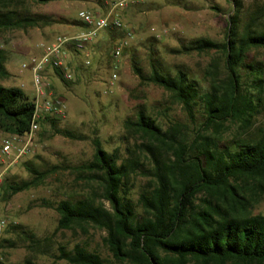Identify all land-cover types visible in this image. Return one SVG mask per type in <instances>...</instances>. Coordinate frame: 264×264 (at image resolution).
Returning <instances> with one entry per match:
<instances>
[{
    "label": "rangeland",
    "instance_id": "1",
    "mask_svg": "<svg viewBox=\"0 0 264 264\" xmlns=\"http://www.w3.org/2000/svg\"><path fill=\"white\" fill-rule=\"evenodd\" d=\"M106 1L51 0L43 3L0 0L1 11L42 23L40 27L0 31V51L6 56V75L0 78V85L21 88L30 100H34L33 75L30 70H23L22 64L41 54L39 45L54 42L57 36H73L85 30L79 12L87 7L89 11L104 13L106 9L102 6ZM235 1L131 0L127 9L119 11L123 30L99 33L84 51L79 52L73 47L66 50V62L75 71L76 80L66 82L52 71L48 77L56 96L67 106V117L58 120L55 127L42 124L32 137L30 152L18 161L13 162L14 156L0 157V173L8 183L32 180L29 168L48 173L37 186L1 201V215L8 223L0 230V261L3 264H28L29 261L33 264H70L61 259V249L71 252L75 246L116 263L104 243L107 237L104 230L93 225L58 230L60 215L55 208L61 201H76L101 192L89 174L78 173L75 168L93 160L96 138L108 152H118L122 159L127 158L128 148L142 140L127 136L124 124L128 119L135 120L140 111L155 118L164 130L172 124L183 126L182 133L187 141L194 139L204 122L202 108L198 107L196 118L190 119L180 104L172 103L163 88L144 81L136 69L148 78L151 59L158 58L172 73L184 69L198 81L202 92L209 91L210 80L204 74L205 69L212 58L221 56L215 52L178 55L174 51L199 38L224 43L228 22L238 9ZM239 1L242 6L238 10L244 22L257 7L264 6V0ZM127 33H131L132 38L121 57L115 59L114 49L126 39ZM115 66H118V78L109 90L108 81L115 72ZM248 66L262 68L260 78L264 82V49L251 50L245 65L239 68L244 92L258 106L252 125L244 131L239 122L227 123V129L219 139L221 147L234 148L233 142L237 138H243L245 134L258 137L260 131H264V95L258 101L259 92L255 85L258 75ZM222 74L224 77V68ZM57 131H67L71 136H63ZM6 137L19 147L27 143L26 139L16 135L6 133ZM192 154L197 153L194 151ZM143 163L141 172L131 181L128 194L141 216L145 213L139 204L140 194L148 191L153 181L150 173L152 162L143 159ZM98 201L106 209H111L101 197ZM253 201L252 213L264 215V192L257 194ZM197 204L201 202L197 201Z\"/></svg>",
    "mask_w": 264,
    "mask_h": 264
},
{
    "label": "trees",
    "instance_id": "2",
    "mask_svg": "<svg viewBox=\"0 0 264 264\" xmlns=\"http://www.w3.org/2000/svg\"><path fill=\"white\" fill-rule=\"evenodd\" d=\"M235 6L239 9L242 2L236 0ZM238 9L228 22L224 43L199 38L174 51L178 55L215 52L221 56L212 58L205 69L209 91L202 92L198 81L184 69L172 73L158 58L151 59L148 78L136 69L144 81L163 88L190 119L194 120L197 108H202L204 122L194 139L187 141L179 124L164 130L144 111L135 120L125 121L127 136L142 140L128 148L127 158L108 152L96 138L93 160L75 171L89 174L101 192L59 202L55 208L60 215L58 230L85 225L104 230V243L118 264H264V215L251 211L256 195L264 192V131L258 137L245 134L237 138L234 148L219 144L227 123L239 122L247 131L258 107L244 92L239 68L245 65L251 50L264 49V6L257 7L246 22ZM41 25L40 20L17 18L12 12L0 10V31ZM5 62L6 56L0 51V78L6 75ZM248 67L258 75L255 85L261 101L263 69ZM34 110L33 100L23 89L0 85L1 131L16 136L30 132ZM57 123L47 119L41 125L55 127ZM57 133L71 136L67 131ZM143 159L153 164L150 189L139 197L145 216L136 212L128 198L131 181L141 172ZM29 171L33 175L30 181L4 180L0 201L37 186L48 175L35 168ZM99 197L110 204V210L98 201ZM61 259L70 264H116L81 246L71 252L62 248Z\"/></svg>",
    "mask_w": 264,
    "mask_h": 264
},
{
    "label": "built area",
    "instance_id": "3",
    "mask_svg": "<svg viewBox=\"0 0 264 264\" xmlns=\"http://www.w3.org/2000/svg\"><path fill=\"white\" fill-rule=\"evenodd\" d=\"M131 0H111L107 3L104 13H97L89 10L79 12V18L85 26V30L73 36H57L54 42H47L38 46L41 54L33 56L29 61L22 64L23 70H30L34 79V88L36 97L33 102L35 110L31 122L30 132L23 136L27 143L24 146H17L13 141L6 137V133L0 130V157L14 156L13 162L18 161L30 152L29 145L32 137L41 128V123L47 119L63 120L67 117V106L63 99L56 96L53 89V83L49 79V72H54L58 77L66 82L76 80L75 71L68 67L66 62V50L73 47L75 50L84 51L99 35V33L108 30H123L124 24L120 18V10L127 9ZM132 38L131 33H127L124 41L119 43L114 49V58L119 59L123 53L127 42ZM118 66H115V72L109 79V90L114 86L118 74ZM59 72V73H58ZM108 91V90H105ZM4 182L3 173H0V194ZM2 203L0 201V230L6 228L8 223L2 217Z\"/></svg>",
    "mask_w": 264,
    "mask_h": 264
},
{
    "label": "crops",
    "instance_id": "4",
    "mask_svg": "<svg viewBox=\"0 0 264 264\" xmlns=\"http://www.w3.org/2000/svg\"><path fill=\"white\" fill-rule=\"evenodd\" d=\"M110 1H111V0H108V1L104 2L102 7L106 9V7L108 6L107 3L110 2ZM87 9H89V8L86 7V10H87ZM90 9H91V8H90ZM92 9H93V8H92ZM98 9L100 10V8H98ZM49 73H50V72H49Z\"/></svg>",
    "mask_w": 264,
    "mask_h": 264
}]
</instances>
